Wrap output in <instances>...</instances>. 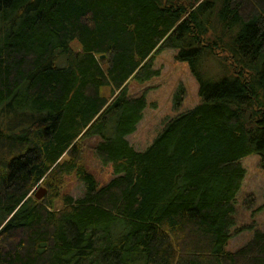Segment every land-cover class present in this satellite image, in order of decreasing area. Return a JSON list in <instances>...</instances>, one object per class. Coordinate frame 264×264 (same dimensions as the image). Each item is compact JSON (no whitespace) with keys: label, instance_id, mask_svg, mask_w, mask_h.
<instances>
[{"label":"trees","instance_id":"1","mask_svg":"<svg viewBox=\"0 0 264 264\" xmlns=\"http://www.w3.org/2000/svg\"><path fill=\"white\" fill-rule=\"evenodd\" d=\"M166 49L200 100L138 151L146 91L128 82ZM250 155L264 168V0H0V264H264L255 224L226 250Z\"/></svg>","mask_w":264,"mask_h":264},{"label":"rangeland","instance_id":"2","mask_svg":"<svg viewBox=\"0 0 264 264\" xmlns=\"http://www.w3.org/2000/svg\"><path fill=\"white\" fill-rule=\"evenodd\" d=\"M73 48L77 49L76 43H73ZM175 55L176 51L172 49L157 53L154 56L153 66L160 71L159 75L142 83L134 80L128 82V92L131 96H139L144 90L146 91V107L142 119L137 124L136 130L127 136L129 143L138 151L144 150L151 143L167 118L195 106L200 100L198 84L187 63L176 60ZM180 87L184 89V97L180 105H176L175 95ZM94 141L92 139L85 142L82 160L98 184L104 185L113 177L112 168L110 164H101L95 157L91 150ZM241 163L245 169V177L236 195L235 226L226 246V250L229 251L239 248L250 239L253 230L248 228L249 225L255 224V228L264 229V168L257 155L247 156L241 160ZM41 188L44 189L41 198L44 197L47 188L43 184L36 185L31 195L35 198L34 194ZM82 192L83 186L74 174L63 178L60 196L69 194L78 198ZM54 206L61 207L60 198L54 200ZM261 206L262 208L257 211Z\"/></svg>","mask_w":264,"mask_h":264},{"label":"water","instance_id":"3","mask_svg":"<svg viewBox=\"0 0 264 264\" xmlns=\"http://www.w3.org/2000/svg\"><path fill=\"white\" fill-rule=\"evenodd\" d=\"M43 193H44V189L41 188V189H39V192H36L34 194V196H35V198L40 199Z\"/></svg>","mask_w":264,"mask_h":264}]
</instances>
